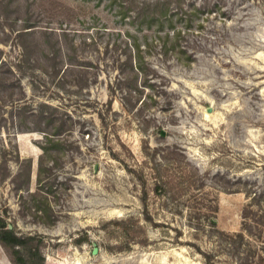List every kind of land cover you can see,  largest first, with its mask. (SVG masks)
I'll use <instances>...</instances> for the list:
<instances>
[{
  "label": "rangeland",
  "instance_id": "obj_1",
  "mask_svg": "<svg viewBox=\"0 0 264 264\" xmlns=\"http://www.w3.org/2000/svg\"><path fill=\"white\" fill-rule=\"evenodd\" d=\"M158 1L0 0V216L45 264H236L224 234L264 191V0L150 24ZM213 215L222 234L192 228Z\"/></svg>",
  "mask_w": 264,
  "mask_h": 264
},
{
  "label": "trees",
  "instance_id": "obj_2",
  "mask_svg": "<svg viewBox=\"0 0 264 264\" xmlns=\"http://www.w3.org/2000/svg\"><path fill=\"white\" fill-rule=\"evenodd\" d=\"M176 2V5L181 6L179 0ZM173 6V0H162L148 8L151 11L150 24L157 21L158 15L168 19ZM248 198L250 202L243 211L242 231L234 235L224 234L222 242L234 254L236 264H264V191L249 192ZM216 212L212 211V214ZM190 224L197 232L204 227L208 232L220 233L215 215L211 216L206 225L199 223L194 224V227L192 222ZM33 240V237L26 238L9 229L5 218L0 216V242L11 251L15 264H45L39 247L33 246ZM204 255L210 264L211 254Z\"/></svg>",
  "mask_w": 264,
  "mask_h": 264
},
{
  "label": "water",
  "instance_id": "obj_3",
  "mask_svg": "<svg viewBox=\"0 0 264 264\" xmlns=\"http://www.w3.org/2000/svg\"><path fill=\"white\" fill-rule=\"evenodd\" d=\"M11 228H12V227L10 226V229H11ZM97 251H98V250L95 248V249H94V254H96Z\"/></svg>",
  "mask_w": 264,
  "mask_h": 264
}]
</instances>
